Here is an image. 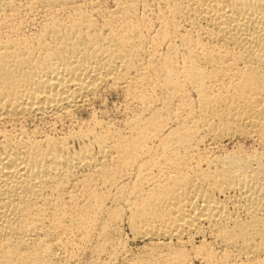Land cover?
I'll return each instance as SVG.
<instances>
[{
  "label": "bare ground",
  "instance_id": "1",
  "mask_svg": "<svg viewBox=\"0 0 264 264\" xmlns=\"http://www.w3.org/2000/svg\"><path fill=\"white\" fill-rule=\"evenodd\" d=\"M87 254L264 264V0H0V264Z\"/></svg>",
  "mask_w": 264,
  "mask_h": 264
},
{
  "label": "rangeland",
  "instance_id": "2",
  "mask_svg": "<svg viewBox=\"0 0 264 264\" xmlns=\"http://www.w3.org/2000/svg\"><path fill=\"white\" fill-rule=\"evenodd\" d=\"M112 91V92H111ZM117 90H107V91H105L104 93H103V95L104 96H102V98H101V103L103 104H101L100 105V107H101V109H105L104 111H105V119H107V120H109V121H115L116 122V120H118L116 123L115 122H113V124H114V126L117 128V129H120V130H122L123 131V129H126V125H125V122L127 121V120H125V119H130V117H134V116H137V115H134L136 112V114H140L141 113V109L138 107V104L136 105L135 103H133L132 105H130V103H128L129 101H127V99H126V97H125V95H124V93L122 92V91H117ZM120 92V93H119ZM107 93V94H106ZM109 93V94H108ZM117 93V94H116ZM123 95V98H122V95ZM106 98V100H104ZM108 99V100H107ZM118 100V101H117ZM123 100V101H122ZM105 103V104H104ZM107 103V104H106ZM122 103H124V105L122 104ZM126 103H128V104H126ZM121 104H122V106H121ZM116 105V106H115ZM129 106V108L127 109L126 107H128ZM124 106V107H123ZM134 106H136V107H134ZM105 107V108H104ZM114 107H117V109L116 108H114ZM120 107L122 108L121 110H120ZM108 108V109H107ZM132 108V109H131ZM134 108H136V111H135V109ZM140 109V111H138L139 109ZM125 111H124V110ZM118 110V111H117ZM127 110L129 111V110H133L134 111V113H132L133 111H129V115L127 114ZM121 111V112H120ZM124 111V112H123ZM127 114V115H126ZM126 115V116H125ZM113 116V117H112ZM127 116L129 117V118H127ZM144 116H148V115H144ZM112 118V119H111ZM125 118V119H124ZM115 119V120H114ZM122 121V122H121ZM124 124V125H123ZM117 125V126H116ZM122 127V129H121V127ZM125 127V128H124ZM128 129H126V130H124L123 132H126ZM120 224V225H119ZM117 226H118V229H117V231H118V233H116L115 232V234H113L114 235V237H116V239L118 238L119 240H120V237L122 238L121 240L122 241H124V242H126V244H127V246H128V248L131 250V252L132 253H138V252H141L142 250H143V246L145 245L144 243L145 242H143V241H139V240H134V238L132 237V235H131V233H130V231L128 230V228H126L127 226L125 225V224H122V223H119ZM122 224V225H121ZM123 227V228H122ZM120 228V229H119ZM123 229V230H122ZM122 230V231H121ZM119 232L121 233V236H119L120 234H119ZM117 236H119V237H117ZM116 239H113V240H116ZM117 239V240H118ZM117 240L115 241V242H117ZM94 258L95 257H93L92 255H90V254H87L86 255V257L85 258H83L82 259V261H80V262H78V264H99V260H98V262H96V261H94ZM102 258L103 259H107V256L106 255H102ZM100 264H102L101 262H100Z\"/></svg>",
  "mask_w": 264,
  "mask_h": 264
}]
</instances>
